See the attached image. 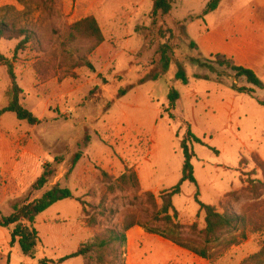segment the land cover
Instances as JSON below:
<instances>
[{"label": "rangeland", "instance_id": "rangeland-1", "mask_svg": "<svg viewBox=\"0 0 264 264\" xmlns=\"http://www.w3.org/2000/svg\"><path fill=\"white\" fill-rule=\"evenodd\" d=\"M209 1L171 0L168 14L153 16V0H0V19L18 17L19 26L34 33L17 53L24 36L2 39L0 50L13 62L23 105L42 120L30 125L11 112L0 116V183L2 164L24 159L19 199L34 201L56 185L74 194L37 217L40 243L34 258L17 244L9 246L13 227H0V264H7L9 255V264H42L43 259L48 264H84L81 257L55 261L126 221L165 229L160 193L182 177L181 143L189 132L203 143H188L197 183L185 182L173 198L185 236L195 238L205 228L197 193L220 212L264 217V106L257 101L264 100V87L191 47L205 19L217 17L203 15ZM230 1L238 0H226L223 15L229 13ZM90 15L105 34V42L93 51L90 40L69 39L71 25ZM164 44L171 47L169 71L162 79L136 85L141 61L145 72L161 69L157 50ZM180 68L188 83L175 79ZM10 83L0 63V109L7 105ZM131 84L135 86L119 97L120 89ZM174 91L179 98L172 102L168 96ZM77 152L82 158L69 173ZM47 164L53 165L54 175L43 189L34 190ZM127 169L137 172L140 186L110 191ZM77 199L86 203V211ZM11 213V205L0 202V215ZM193 223L196 231L191 230ZM143 230V235L131 232L127 264H210ZM263 244L264 231L249 233L216 264H241Z\"/></svg>", "mask_w": 264, "mask_h": 264}, {"label": "trees", "instance_id": "trees-1", "mask_svg": "<svg viewBox=\"0 0 264 264\" xmlns=\"http://www.w3.org/2000/svg\"><path fill=\"white\" fill-rule=\"evenodd\" d=\"M221 0H210L203 12V15H207L215 11ZM10 9L12 7H6ZM172 8L171 0H153L152 15L156 16L161 12L162 14H168ZM13 9V8H12ZM69 39L75 41L78 39L90 40L92 46L90 51L97 49L105 42L104 31L98 21L93 16H87L74 24L69 29ZM15 36H24V39L19 43L16 53L24 47V45L33 39L34 33L25 28L19 26V18H6L0 19V42L5 38H14ZM191 47L197 48L195 42L190 43ZM157 53L159 55V63L161 69L152 72H145V62L139 69V76L135 84H143L147 80L157 81L162 79L169 71L172 63L171 47L168 44L161 45ZM217 62L222 66H227L234 70L239 77H245L247 81L258 88H263L264 84L258 75L251 69L238 66L232 58H228L223 54L216 55ZM0 63L6 66L8 75L10 78V87L7 90V105L0 109V116L11 112L16 115L19 120L26 121L30 125H37L42 122L32 111L26 108L22 103L23 89L17 82V76L13 62L7 58L0 50ZM86 65L95 71L94 65L86 61ZM134 65V64H132ZM176 80H181L184 83H188V77L184 68H180L175 74ZM131 84L127 88H122L119 91V97L125 96L127 92L135 86ZM248 93H253V90L240 89ZM172 102H175L179 98V93L174 91L168 96ZM260 105L264 106V100L257 98ZM110 106V105H109ZM189 141L197 143H203V141L189 132L188 138L184 139L181 143L184 152V163L182 170V177L177 185L171 189L164 190L160 193L162 205L160 208V215H162V221L166 228L163 230L153 229L148 225L141 224L140 222H128L126 221L119 229L109 228L103 232L96 234L92 241L82 243L79 248L66 256L61 257L57 263H63L70 258L81 257L84 264H127V244L128 235L127 232L134 226L143 227L148 233L158 235L173 244L190 251L210 262V264H216L233 246L241 244L248 238L249 233H257L264 231V217L257 219L252 215L246 213L236 212H220L216 206L205 204L198 198L196 194V200L200 205L199 213L204 214L205 228L200 231L195 238H189L185 236V226L176 221L179 218V212L175 208L173 198L179 195L182 191V185L185 182H191L196 184V178L194 175V166L192 159L194 152L189 146ZM82 158V152H77L72 160V169L76 166L79 160ZM59 158L55 159V162H60ZM242 164V160H241ZM54 169L52 164L44 166L42 175L36 180L32 188L34 190L43 189L49 182L50 177L54 175ZM140 186V179L138 174L133 169H127L122 174L115 184L109 187L110 191H114L116 188L123 189L126 187ZM149 199L155 203V195L152 192L148 194ZM74 199V194L69 188H62L59 185L47 190L40 197L34 201H27L16 199L11 203L12 213L9 216L0 215V227L10 228L11 240L10 246L14 247L16 244L20 246L24 255L34 258L39 243L40 235L36 227L37 217L62 200ZM83 206V210L86 211V203L80 199H77ZM197 224L193 223L191 226L192 231H196ZM10 255L7 259L9 264ZM42 264H48L46 259L40 261ZM241 264H264V244L261 246L258 252L250 255Z\"/></svg>", "mask_w": 264, "mask_h": 264}, {"label": "crops", "instance_id": "crops-1", "mask_svg": "<svg viewBox=\"0 0 264 264\" xmlns=\"http://www.w3.org/2000/svg\"><path fill=\"white\" fill-rule=\"evenodd\" d=\"M102 1L99 0V3ZM225 1L221 0L219 7L211 12V14L217 15L216 18L205 19L203 31L193 42L196 43L198 51L203 55L212 57L223 54L232 58L238 66L249 68L261 79H264V0L230 1L228 4L230 11L223 15L222 7ZM22 153L25 154L26 151ZM23 161L24 159L19 163L6 162L2 164L1 170L4 178L0 183L3 195V197L0 195V202L11 205L9 202L11 199L21 197L23 188L20 185L25 182L22 177L24 174ZM17 165L19 167H16ZM19 177L21 180L17 181ZM6 181L7 183H5ZM233 192L235 191L227 193L225 197ZM132 231L133 236L144 234V230L140 226L131 228L127 234L130 246Z\"/></svg>", "mask_w": 264, "mask_h": 264}]
</instances>
